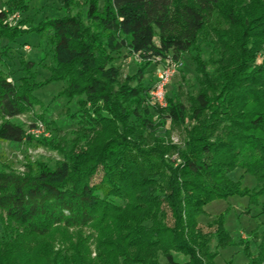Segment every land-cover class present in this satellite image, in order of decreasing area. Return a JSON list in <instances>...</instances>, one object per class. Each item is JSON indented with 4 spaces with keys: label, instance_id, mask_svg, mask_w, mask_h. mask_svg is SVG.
<instances>
[{
    "label": "trees",
    "instance_id": "1",
    "mask_svg": "<svg viewBox=\"0 0 264 264\" xmlns=\"http://www.w3.org/2000/svg\"><path fill=\"white\" fill-rule=\"evenodd\" d=\"M59 1L64 6L65 15L45 20L55 33L57 67L79 63V74L85 78L83 92L91 100L100 98L109 102V86L117 82L119 70L100 62L97 46H94L96 36L87 40L84 22L65 8L64 4L69 0ZM220 3L221 0H93L87 16L99 24V35L103 36L110 52L127 49L144 59L153 60L157 65L158 58H168L171 53V58L179 61L181 54L193 49L199 32L206 26L204 14L215 10ZM256 7V14L243 26L237 57L238 60L241 58L237 66L241 67L240 71L229 78L211 74L213 82L204 84L196 98L197 105L190 112L192 124L187 146L179 156V164L186 177L183 181L173 166L167 168L169 163L164 162L165 159L156 149L137 148L138 145L131 140L136 141L135 138H129L128 133L122 131L117 137V144L123 146L124 152L118 148L108 149L105 145L97 151L99 143L94 146L97 158L95 155L89 158L106 165L112 157H117L116 162L121 159L122 165L104 167L112 171L111 175L106 173L100 183L92 184L90 179L96 164H86L82 172L78 170L80 173L76 177L79 178L72 176L74 166L70 161H64L54 169H43L29 186L19 183L16 186L18 195L23 199L16 210L17 217L26 221L40 210L51 220L61 222L72 215L76 216L78 212L82 217H90V211L95 212L103 207L98 232L100 235L103 233L104 237L103 243L98 246L96 258L100 264H119L121 259L131 260L134 264H182L176 260L174 252L186 257L183 264H216L218 248L233 241L225 228L224 214L210 222L211 226H216L215 231L203 234L197 228L199 216L205 213V205L218 198L250 192L229 176L236 168H243L256 177L253 201L264 195V4L259 3ZM6 16V9H1L0 22ZM228 17L231 18V15ZM155 38H158V42ZM139 77L141 79L143 73L139 72ZM224 79L226 83L222 82ZM15 85L6 77L0 78V114L3 116L22 114L23 102L16 94ZM151 87L145 85L141 91L132 89V94L147 99ZM166 100L167 106L164 108H167L168 116L176 122L185 123L189 119L185 105L168 96ZM149 103L151 106L146 103L145 107V121L151 127L148 116L150 109L161 112L163 107L151 100ZM222 106L223 111L220 112L218 108ZM117 108H123L120 111L123 115H139L137 108L133 114L128 113L125 105H118ZM118 111L114 112L117 114ZM220 114L226 117L223 119ZM117 119L115 122L123 124L126 118L122 121L119 117ZM108 129H104L105 139L109 136ZM24 137L22 126L10 121L0 126L2 141L22 142ZM111 150L109 159L101 155ZM140 154H144V157H138ZM153 158L160 159V163H154ZM166 174L167 185L159 183L161 186L153 189L150 183L157 177H166ZM191 177L203 179L204 187L192 188ZM8 180L6 175V182L0 186L2 191L7 189L5 183ZM146 186L148 188L144 190ZM115 197L123 201L131 197L130 204L122 208L113 200ZM158 199H163V203L172 207L175 219L173 227L159 220L164 218V213ZM138 207L141 208L140 212ZM65 211L69 212L66 214ZM110 215L124 222L130 221L121 224L120 235L116 225H105ZM250 239L256 243V249L248 251L251 263L264 264V230L261 233L260 230L254 231ZM250 239L243 241L247 249ZM212 242L215 243L214 250L209 247ZM109 246L112 249L107 251ZM161 254L166 259L165 263L159 261ZM77 256L81 260L73 261V264H84L86 259H91L84 252ZM94 263V260H89L87 264Z\"/></svg>",
    "mask_w": 264,
    "mask_h": 264
},
{
    "label": "rangeland",
    "instance_id": "2",
    "mask_svg": "<svg viewBox=\"0 0 264 264\" xmlns=\"http://www.w3.org/2000/svg\"><path fill=\"white\" fill-rule=\"evenodd\" d=\"M92 2L93 0H69L64 5L68 13L77 15L84 22L87 40L96 36L94 46H97L100 62L105 66L113 65L119 70L117 82L109 86V102L100 98L91 100L83 92L85 78L79 74V63L57 67L54 54L55 33L45 20L65 15L64 6L59 0H0V11L6 9L7 15L0 22V78L6 77L16 84V94L23 102L21 115L9 117L0 114V126L10 121L25 130L22 142L0 140V186L6 182V175L9 179L5 183L7 189H0V264H73V261L81 260L77 256L81 252L91 258L86 259L84 264L89 260L100 264L96 258L98 246L103 243L104 237L103 233L100 235L98 232L103 207L95 212L90 211V217H82L78 212L76 216L72 215L61 222L51 220L38 210L33 217L21 221L16 210L23 199L18 195L16 186L18 183L29 186L41 170L54 169L64 161L73 164L72 176L75 177L83 171L86 164H96L90 182L100 183L106 173L112 174L111 170L104 169L105 166L122 165L123 161L118 159L116 162L117 157H112L108 165L95 163V160L89 159L97 154L94 146L100 143L97 151L105 145L108 149L118 148L124 152L123 146L119 147L117 144V137L122 131L128 133L129 138H135L136 141L131 140L138 145L137 148L156 149L160 157L165 159L164 162L169 163L166 167L173 166L183 181L186 177L181 170L179 156L186 150L192 124L190 112L197 105L196 98L204 84L213 82L211 74L229 78L240 71L241 67L237 66L241 63V58L238 60L237 57L240 54L243 26L256 14V5L264 4V0H221L215 10L204 14L205 29L199 32L193 49L181 54L180 60L176 62V73L165 94L166 98L168 96L185 105L189 119L185 123L176 122L168 116L167 108L163 107L162 113L150 109L149 127L145 121V107L146 103L150 105L151 97H135L132 89L152 86L156 81L157 65L153 60L144 59L127 49L117 53L110 52L103 36L99 35V24L87 16ZM102 4L103 1L100 2ZM229 14L231 18L228 17ZM155 39L158 42V38ZM169 56L172 57L171 53ZM172 61L175 60L172 58ZM139 72L143 73L141 79ZM226 79L222 82L226 83ZM209 94L212 96V91ZM143 99L146 101L142 102ZM118 105H125L128 113L137 108L139 115H123L120 112L123 108L119 110ZM219 109L222 112L223 106ZM116 115L120 120L126 118L123 124L117 122ZM220 116L223 119L226 117L223 114ZM106 127H109V136L105 139ZM112 150L101 155L109 159L108 155ZM138 157L143 158L144 154ZM153 160L156 164L160 163L158 158ZM229 176L250 192L245 195L232 194L206 204L205 213L198 218L197 228L203 234L215 231L216 226H211L210 222L224 214L225 228L230 232L233 242L218 248L215 263L252 264L248 251H254L256 243L250 236L256 230H260V233L264 230V195L256 201L252 200L257 179L245 169L236 168ZM190 180L194 184L192 188L204 187L203 179L191 177ZM167 182L166 174V177H157L150 184L153 189H157L161 186L159 183L166 186ZM146 188L148 186L143 187L144 190ZM101 196L104 197L105 194L102 193ZM130 199L128 197L123 201L115 197L113 200L124 208L130 204ZM157 202H161L159 205L164 213V218L159 220L173 227L175 219L172 207L163 203V199H158ZM138 208L140 212L141 208ZM68 212L65 211L66 214ZM129 222L110 215L105 225H116L120 235L121 224ZM248 239L249 249L243 244ZM209 247L214 250L215 243L212 242ZM111 249L112 247H107V251ZM174 256L180 263H185L186 257L183 254L174 252ZM159 261L166 262L162 254ZM118 263L134 264L131 260L123 259Z\"/></svg>",
    "mask_w": 264,
    "mask_h": 264
},
{
    "label": "built area",
    "instance_id": "3",
    "mask_svg": "<svg viewBox=\"0 0 264 264\" xmlns=\"http://www.w3.org/2000/svg\"><path fill=\"white\" fill-rule=\"evenodd\" d=\"M157 68H156V81L152 85L149 95L151 97V101L154 103H158L161 107L167 106V100L165 97L166 89L168 84L170 83L172 77L176 73V65L177 61H172V58H158L156 60Z\"/></svg>",
    "mask_w": 264,
    "mask_h": 264
}]
</instances>
